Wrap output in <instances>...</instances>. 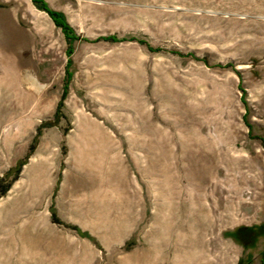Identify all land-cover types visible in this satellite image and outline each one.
<instances>
[{
	"label": "rangeland",
	"instance_id": "obj_1",
	"mask_svg": "<svg viewBox=\"0 0 264 264\" xmlns=\"http://www.w3.org/2000/svg\"><path fill=\"white\" fill-rule=\"evenodd\" d=\"M44 1L71 38L0 0V264H261L264 0Z\"/></svg>",
	"mask_w": 264,
	"mask_h": 264
},
{
	"label": "trees",
	"instance_id": "obj_2",
	"mask_svg": "<svg viewBox=\"0 0 264 264\" xmlns=\"http://www.w3.org/2000/svg\"><path fill=\"white\" fill-rule=\"evenodd\" d=\"M40 8L45 10L53 22L59 26L68 38H71V28L65 21L64 15L61 12L49 8L44 0H33ZM111 41L115 40L114 36L106 37ZM264 141L263 138H261ZM6 188L1 193L5 192ZM227 235L231 236L237 243L244 247L252 248L256 245L258 239L264 235V223L252 226H238L231 231L226 232ZM240 260L238 261V263ZM261 264H264V251L261 253Z\"/></svg>",
	"mask_w": 264,
	"mask_h": 264
},
{
	"label": "bare ground",
	"instance_id": "obj_3",
	"mask_svg": "<svg viewBox=\"0 0 264 264\" xmlns=\"http://www.w3.org/2000/svg\"><path fill=\"white\" fill-rule=\"evenodd\" d=\"M32 82H33V84H37V80L35 78H32ZM40 87H42V86H40Z\"/></svg>",
	"mask_w": 264,
	"mask_h": 264
}]
</instances>
